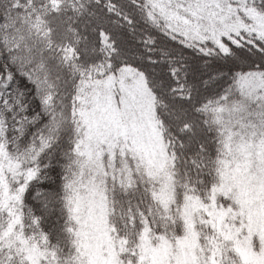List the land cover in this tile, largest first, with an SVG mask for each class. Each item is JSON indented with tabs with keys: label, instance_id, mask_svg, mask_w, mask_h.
<instances>
[{
	"label": "snow or ice",
	"instance_id": "1",
	"mask_svg": "<svg viewBox=\"0 0 264 264\" xmlns=\"http://www.w3.org/2000/svg\"><path fill=\"white\" fill-rule=\"evenodd\" d=\"M0 264H264V0H0Z\"/></svg>",
	"mask_w": 264,
	"mask_h": 264
}]
</instances>
